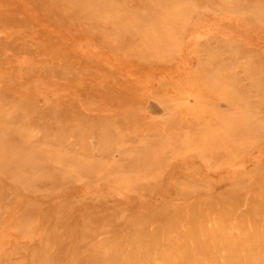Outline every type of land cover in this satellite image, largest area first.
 <instances>
[{
	"label": "rangeland",
	"instance_id": "1",
	"mask_svg": "<svg viewBox=\"0 0 264 264\" xmlns=\"http://www.w3.org/2000/svg\"><path fill=\"white\" fill-rule=\"evenodd\" d=\"M0 264H264V0H0Z\"/></svg>",
	"mask_w": 264,
	"mask_h": 264
}]
</instances>
